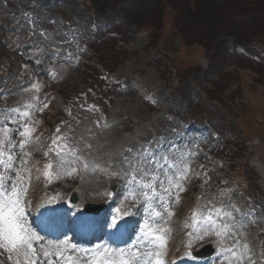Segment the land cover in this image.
Segmentation results:
<instances>
[{
    "label": "rangeland",
    "instance_id": "1",
    "mask_svg": "<svg viewBox=\"0 0 264 264\" xmlns=\"http://www.w3.org/2000/svg\"><path fill=\"white\" fill-rule=\"evenodd\" d=\"M143 2L146 13L135 19L138 26L128 19L135 8L130 0H0V160L11 164H0V174L9 178V190L14 181L27 189L22 206L26 225L40 237L33 242L39 261L63 264V257H72L89 264L86 250L41 231L48 223L77 231L85 204L105 203L98 226L110 233L123 234L126 221L140 226L141 240L146 225L157 234L166 229L164 249L144 248L161 251L168 264H264V198L257 191L264 188V71L253 67L264 68V40L249 38L241 47L230 35H219L206 49L199 43L206 36L198 31L196 10L186 14L193 0ZM263 3L255 0L256 6ZM106 42L117 57L111 74L92 59L94 48ZM193 65L201 71L181 78ZM100 73L103 82L122 84L105 90L103 105L63 104L59 92L77 103L78 91L85 92ZM218 77L230 111L212 97ZM16 107L23 108L21 115ZM25 128L30 133L22 136ZM242 134L248 135L250 154L230 158L224 140L234 147ZM55 137L64 143L57 145ZM222 149L231 160L214 155ZM46 164L52 166L51 182L43 175ZM232 176L247 180L256 196L247 197ZM54 208L64 220L43 223ZM209 244L214 253L194 259ZM43 250L51 255L44 257ZM16 259L0 248V264Z\"/></svg>",
    "mask_w": 264,
    "mask_h": 264
},
{
    "label": "trees",
    "instance_id": "2",
    "mask_svg": "<svg viewBox=\"0 0 264 264\" xmlns=\"http://www.w3.org/2000/svg\"><path fill=\"white\" fill-rule=\"evenodd\" d=\"M130 1L132 2L131 4L135 8H131L129 10V13L131 15H128V19H133L134 21L132 23L140 26L141 23L137 22V20L135 21V19L142 18V14L145 15L146 9L143 8L145 7L143 2L145 0ZM100 5L103 6V3L101 2ZM251 5L253 6L252 8ZM100 8L98 10V14L103 15L105 10L102 13ZM194 10H196V12ZM193 12H195L194 16L197 19L196 23L198 25L199 33L201 35L206 36V39H202L199 37V43L206 49L210 48V44L215 45V38L219 35L228 34L234 39L236 46L243 47H247V42L249 38H260L264 40V3L263 5L256 6L255 0H193V6L187 7L186 14H192ZM108 22L110 23L111 21ZM105 23H107V21ZM116 31L117 32L114 33L122 34L121 30ZM262 43H264V41H262ZM98 46H100L101 48H94L95 56L92 58L95 59L94 65L99 64L104 70H106L107 72H111L114 69L116 63L115 59L117 58L114 54V51L112 50V44L106 42L105 44ZM262 66L263 64H255L253 67L259 70L260 72H263L264 68H262ZM192 70L195 71L196 74L201 71L199 66L193 65V67H188L186 71L183 70L181 72V78L186 79L188 76L187 71ZM93 81V83L86 84L88 85V87L85 86V88L87 89L85 92H83L82 90L78 91L80 93V98L79 102L77 103H73L76 97H73L71 94L67 95L62 94V92H59V97H61V99L63 100V104L69 109L72 106L83 105L84 102H86L88 105L91 102H98L103 105V99L106 100L107 96L109 97V94L106 93L105 90L110 87V85H114L116 87L117 85L114 82H103V79H100L98 75L93 78ZM222 85L223 79L220 77H218L215 81L211 83L212 97L215 98L214 100L220 102V104L224 106L225 110L227 109L230 111L231 109L229 107H226L224 101L222 103V99L224 98V88ZM205 91L207 97H211V95L209 94L210 91L208 89ZM225 99L228 102L232 103V100H228L226 97ZM74 108H72L71 110L73 111ZM80 112L81 111L78 112L77 117L81 118L83 114H81ZM230 114L234 116L232 112H230ZM203 117L206 118L207 116L204 115ZM257 134V136L260 137V141L263 140V136H261L259 132H257ZM223 136L225 135L223 134ZM247 136L248 135L244 134H242L241 136L237 135L238 140H236V142H233L234 147H238V150L235 154L234 152L236 149L234 150L233 145H231V140L225 138V147L227 146L229 148V152H231L232 154L230 158L241 160L245 157L247 153L250 154V147L248 146L249 139L247 138ZM57 139L62 141L64 137H58ZM221 146L222 144L219 146V149ZM214 155H216L221 160L222 158H224L225 161L226 159L227 161L231 160L227 157L225 149L219 150L218 152L214 153ZM229 171L231 173L234 172L232 168L229 169ZM241 173L243 176V172ZM233 178L235 180V183L240 186L239 190L242 191L247 197L256 196V192L254 191L253 187H251V189L249 190L247 180L244 179V182H242L238 179H235L237 177ZM257 191L259 193V198H264V188L257 186Z\"/></svg>",
    "mask_w": 264,
    "mask_h": 264
},
{
    "label": "snow or ice",
    "instance_id": "3",
    "mask_svg": "<svg viewBox=\"0 0 264 264\" xmlns=\"http://www.w3.org/2000/svg\"><path fill=\"white\" fill-rule=\"evenodd\" d=\"M27 115V113H24ZM7 129H5V136H7ZM30 130L25 128L21 133L22 136L29 135ZM55 143V141H54ZM23 147V143H21ZM11 160V157H9ZM0 164H4L6 168H11L10 163L0 160ZM51 164H46L43 175L51 182L52 173L49 171ZM9 178L0 174V248L9 253H16L17 259L14 264H21L20 257H23V264H42L33 247L34 241H39L40 237L26 225L25 214L23 209L22 193L27 189L19 187V181L12 182V187L8 188ZM181 191L183 189L181 188ZM211 220V216L207 217ZM147 231L144 232V239L140 241L141 244L147 242L149 247L156 246L159 249L166 247V238L162 234L166 229H160L161 234H157L156 230L146 225ZM151 237V239H150ZM65 244L67 242H64ZM71 247V245H68ZM221 251H228L221 249ZM44 257H49L51 254L47 250L42 252ZM55 255L62 257V252L58 250ZM163 253L161 251L153 253L149 250L142 254L139 251L128 250H113L104 247L102 250H96L90 254L89 264H164L162 259ZM11 260L12 257L9 256ZM48 264H53L52 260H48ZM63 264H78L72 257H63Z\"/></svg>",
    "mask_w": 264,
    "mask_h": 264
},
{
    "label": "water",
    "instance_id": "4",
    "mask_svg": "<svg viewBox=\"0 0 264 264\" xmlns=\"http://www.w3.org/2000/svg\"><path fill=\"white\" fill-rule=\"evenodd\" d=\"M174 46L176 47L177 45H178V42L177 41H174ZM176 49V48H175ZM71 200L72 201H75V195L73 194L72 195V197H71ZM102 207V206H101ZM212 252H213V250H209L207 253H205V254H201V255H210V254H212Z\"/></svg>",
    "mask_w": 264,
    "mask_h": 264
},
{
    "label": "bare ground",
    "instance_id": "5",
    "mask_svg": "<svg viewBox=\"0 0 264 264\" xmlns=\"http://www.w3.org/2000/svg\"><path fill=\"white\" fill-rule=\"evenodd\" d=\"M255 163H256V161H255ZM52 217H54L53 215H51ZM99 216V215H98ZM85 218H90V219H92V220H95V216L94 215H85ZM96 221H98V217H97V219H96ZM117 238V237H116ZM120 238V237H119ZM121 239V238H120Z\"/></svg>",
    "mask_w": 264,
    "mask_h": 264
}]
</instances>
